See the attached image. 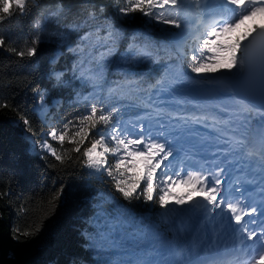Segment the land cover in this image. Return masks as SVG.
Here are the masks:
<instances>
[{
	"label": "trees",
	"instance_id": "16d2710c",
	"mask_svg": "<svg viewBox=\"0 0 264 264\" xmlns=\"http://www.w3.org/2000/svg\"><path fill=\"white\" fill-rule=\"evenodd\" d=\"M129 3L26 0L23 11L0 19V264H165L167 251L155 236L180 252L187 246L190 233L179 239L171 213L178 208L167 213L155 201L124 200L103 170L88 172L83 155L114 124L147 109L148 87L173 64L167 43L180 29L153 24L138 10L126 13ZM174 17L167 18L181 23ZM134 42L150 55L132 56ZM183 63L190 71L192 61ZM93 106L112 123L82 124ZM81 127L89 135L77 153L69 141ZM53 129L66 133L63 144L47 139L60 161L33 147Z\"/></svg>",
	"mask_w": 264,
	"mask_h": 264
},
{
	"label": "snow or ice",
	"instance_id": "6c2138e0",
	"mask_svg": "<svg viewBox=\"0 0 264 264\" xmlns=\"http://www.w3.org/2000/svg\"><path fill=\"white\" fill-rule=\"evenodd\" d=\"M199 3V0H197ZM227 3L237 6H243L244 0H227ZM255 4L256 0H250ZM26 6V0H0V19L3 14H10V9H19L23 11ZM167 6L178 8V0H130L126 13H134L137 10L144 15L155 18L158 13L147 11L146 9H163ZM257 12H264V6L252 7L247 15L254 16ZM243 16L238 22L225 23L218 30L213 29L210 36L219 37L228 33L237 26V23L243 22ZM164 24L172 25L177 29L181 28V23L176 19H165ZM39 27V23H37ZM254 31H256L254 29ZM247 40V35L243 37ZM259 39L260 46L254 54L250 53L249 45H242V40L238 38L235 43L228 46H215L214 41L205 40L203 47L207 49L211 55L204 57V53H200V58L196 55L191 57L192 63L189 65L190 72L196 75L215 76L217 73H234L243 72L259 68L261 73V90L264 92V29H259L257 35L252 37V42ZM5 41L0 39V46ZM239 53V55H238ZM30 55L35 54V49L29 50ZM227 54V55H223ZM24 55L23 52L20 53ZM226 59L227 63L221 66V59ZM207 61V62H206ZM41 99H43L41 97ZM82 124L87 123L89 128H95L97 124L105 126L112 123L111 114L100 115L97 117V108H91V114L83 117L80 121ZM25 123H28L25 121ZM139 132L143 133L144 128L141 126ZM89 135L87 128L81 127L71 137L70 143L77 145L74 151L79 153L80 147ZM52 139H58L61 144L65 141L66 133L57 136V132L53 129L50 132ZM78 138V139H77ZM111 142V146L107 141ZM56 160H62L51 146L46 145ZM173 145L168 140L153 138L151 134L147 135H130L126 130H121L120 125L114 124L111 129L110 137L104 135L94 139L83 155L86 158L88 168L95 171H105L106 175L114 181L115 189L121 194L122 198L131 202L133 199H141L144 201H155L159 208L167 212L171 207L183 209L185 206H191L193 211L201 210L206 214L221 215L218 211L223 206V210L231 214L230 220L239 225L243 219V214H236L238 206L230 202L231 193L225 188H221L224 184L223 179L215 178L219 173L224 171L220 168L218 172L213 174L211 169L202 171L195 169L183 175V169H177L174 174L169 172L171 165L165 166V161H169L174 157ZM107 154L116 157L113 164L109 165ZM143 185V187H142ZM184 189L183 193L178 194V189ZM239 191V189H237ZM63 188L60 189V194ZM264 207V206H262ZM252 212H257L253 207ZM255 234H250L248 239H254ZM260 244L264 246V237L261 238ZM264 260V255L260 257ZM136 264H151L147 260H139Z\"/></svg>",
	"mask_w": 264,
	"mask_h": 264
},
{
	"label": "rangeland",
	"instance_id": "374dc122",
	"mask_svg": "<svg viewBox=\"0 0 264 264\" xmlns=\"http://www.w3.org/2000/svg\"><path fill=\"white\" fill-rule=\"evenodd\" d=\"M135 1V0H134ZM203 1V0H199ZM182 0H178V8H172L171 6H167L163 9L155 8V12L158 13V15L155 18H151V21L153 24L160 25L163 27H166L168 24H164L162 21L165 19H168V15L172 18H175L174 16L178 15L181 19V28L176 33L173 34L170 42L167 43L168 52L172 54L174 60L173 64L170 66H165L164 71L162 72L159 79H157L154 83V85H151L148 87V91L146 93V96L144 100L147 102V106L152 107V110L149 111H142L133 114L130 117H127L120 121L118 124L121 127V130H126L130 135H147L150 132V127L153 129L161 128V126H164L165 124H168L171 126L173 123L168 119V117H164L163 111L171 108H178L179 110H183L185 107L188 108H194L198 105H203L199 103L195 98L189 96V92H200L201 90L205 88L209 89H215L218 91H221L223 96L218 100H212L211 104H218L220 101H223L224 103V112H235V115H230L231 118L234 120V129L231 130L228 129L226 132L234 131L240 133L242 136H245L246 133L252 132V120H254V116L251 115V112L253 109L249 108L245 103L238 101L235 99L234 95L232 94V91L230 89V86L224 81L225 79H231L241 74V72H236L234 70V73H231L230 76H225L224 73H217L215 76H205V75H196L188 71L183 61L185 59H189L191 61V57L193 55H196L198 58H200V53H204V57H207L211 55L207 51L206 48L203 47L205 39L200 40V42L196 43H190V41H187L189 39L190 31L186 29L187 23L186 19L184 17L183 7H182ZM197 3V0H193L190 2V5H194ZM211 3L202 2L201 4V11L203 9L210 8ZM216 6V3L214 4ZM172 13V15H170ZM198 13V12H197ZM196 14V12H195ZM121 17L124 15L120 14ZM197 19V16H196ZM245 20V17L243 18ZM243 20V21H244ZM191 22L193 19L191 18ZM196 21V20H195ZM249 22H253L250 20ZM241 25V24H240ZM259 26H264L258 24H252L250 28H248V31L244 33V35L240 38L242 41L244 40L243 37L247 35V37H250L255 32ZM239 27V26H238ZM205 32H203L204 34ZM213 36H210L206 38V40H212ZM217 38V37H216ZM194 39V38H193ZM249 39V40H250ZM194 44V45H193ZM215 46L218 45V42L214 41ZM228 46V44H225V42L221 43V46ZM243 45V44H242ZM134 49L132 56H134L137 59H142L144 57H148L150 55V51L143 45L139 44L137 42H134L130 45ZM184 50L187 51V53H184ZM239 55V53H238ZM207 62V61H206ZM227 63L226 59H221L220 64L223 66ZM234 75V76H233ZM213 77H222L223 79H219L217 81L212 80ZM127 81L125 82L126 85H133L136 78H133L131 81L129 80V77H126ZM170 78H176L180 82L178 85L175 83H168ZM195 78H198L197 80H194ZM200 78H206L205 80H201ZM169 84V86H168ZM152 87V88H151ZM220 87V88H218ZM111 89H113V86H110ZM223 88V89H222ZM220 92V93H221ZM207 95L214 94V91H209L206 93ZM209 102V101H208ZM197 104V105H196ZM43 112L47 115L50 107L42 100L41 102ZM157 109L161 111H157ZM230 109V110H229ZM254 112V111H253ZM258 115H262L259 111L254 112ZM227 114V113H226ZM255 125V124H254ZM143 126L144 132L140 133L139 128ZM255 133V128L253 129L252 134ZM105 137H110L111 135V129L103 134ZM153 138H157L158 136H154L151 134ZM47 139L54 140L50 136V132L48 135L43 137L40 141H36L34 143V150L37 151L39 154L43 155L45 153L51 154L49 151V148L46 145L50 144L48 143ZM58 140V139H56ZM109 145L111 146L110 140L107 141ZM108 156H112L114 159H116L115 156L111 154H107ZM87 170L90 174L94 176H99L101 171H95L93 169H90L87 167ZM105 173V171H104ZM106 174V173H105ZM107 178H110L107 176ZM184 189H178V194L183 193ZM199 211H193L191 206H185V208L180 209L176 212L175 209L171 210V213L174 216L175 223L177 224V231H178V237L179 239H183L187 233H190V236H193V239L196 240L201 246L200 248H212L214 246H222L223 238L219 234V237L214 243H212L211 238V231L208 226V223H203L200 218ZM167 213H170L169 210ZM204 217L203 215H201ZM220 233V232H219ZM189 236V237H190ZM188 237L187 242H190V239ZM155 238V244L157 247L167 251V261L165 264H171L172 259H174L175 254L177 253V243L174 242H168L167 240H162L159 237ZM215 244V245H214ZM220 245V246H219Z\"/></svg>",
	"mask_w": 264,
	"mask_h": 264
},
{
	"label": "bare ground",
	"instance_id": "6f19581e",
	"mask_svg": "<svg viewBox=\"0 0 264 264\" xmlns=\"http://www.w3.org/2000/svg\"><path fill=\"white\" fill-rule=\"evenodd\" d=\"M182 1H184V2H182V7L184 9L183 10L184 17H185L186 23H187L186 29L188 31H190L189 37L192 38V39L194 38L193 40L195 42H198V43L200 42V40H202V39H205L206 40V38L210 37V32L212 31V27H213L214 23L216 21H219L220 20L218 18L226 17V14H227L222 9V7L220 5H218V8L219 9H216L217 7H214V9H211V10H208V11H205L203 9L204 10L203 17L202 16H197V14H195V12L201 11V9H200V7H201L200 1H199V3H196L195 6H193V4L190 5V2H192L193 0H182ZM214 1H222V2H224V0H203V2H207V3H213ZM256 6H264V2L263 3H255V4L249 2L248 4H246V5L244 4L242 7L241 6H239V7H240L241 10L245 9L242 12V14H245V13H248V11L252 7H256ZM196 16H197V19H196L195 23H198L199 25H202L201 26L203 28L202 32H199L198 31L199 29L197 28V24L195 26V25H193V22L190 21L191 18H196ZM250 20H252L253 22H249ZM254 23L255 24L260 23V25H264V12H257L254 16L245 17V20L243 22H240L241 25L240 24L238 25L239 27L236 26L234 28V30H232V31H230L228 33H225L224 35H221L218 38L213 37L212 38V41H215L216 40L218 42V45H220V46H221V43L222 42H225V44L231 45V44L235 43V41L238 38H241L244 35V33L248 31V28H250L252 26V24H254ZM203 32H205V33L203 34ZM249 39H250V37H248L247 40H243L242 41V44L243 45H247L248 42H249ZM223 55H227V54H223ZM230 75H231V73H224V77L225 76L227 77V76H230ZM99 78H100V76H99ZM197 79L198 78H195L194 80H197ZM200 79L201 80H205L206 78H200ZM180 81L178 79H176V78H170L169 81H168V83L169 82L170 83L173 82L176 85H178V83ZM94 83H95V81H94ZM96 86H98V85H96ZM168 86H169V84H168ZM218 88H220V87H218ZM218 91H219V89H218ZM219 92H221V91H219ZM205 107L206 108L212 107L217 112H220L221 109H224L225 108L223 101H220L218 104L207 103L205 105ZM172 112L173 113H179L180 115H183L184 114L183 112H180V111L179 112L172 111ZM178 128L185 130L186 127L184 125H182V126L179 125ZM170 132H171L170 128L167 129L166 126H161V128H159V129H153V128L150 127L149 134H153V135L156 134V135H161V136H164L165 137V136H169L170 135ZM195 136H196V134H194V133H189L188 135H185V136H183L182 134H179V136H177V137L169 138L168 141H170L171 144H174L175 146H179V145H182V144H187L188 141H189V143H192V141H190V139L193 138V137H195ZM205 142H206V139L205 140H201V141H197V143H195L193 145L190 144V148L193 150L194 153H197V151L200 149V146L202 144H204ZM173 151H174V154H175L174 157H173V160L171 159L169 161H165V166H167L169 164L172 165V163H173L172 161H174L177 165H173V166H171V168L173 169L174 172H176L177 169H182V164L181 163H183L184 161H187L189 159V156L186 155V154H183V155L180 156V154L178 153V151L176 149H174ZM179 159H181L183 161H180ZM198 168H200V167L198 166ZM232 171H231V169H229V173H228L230 175L228 177L229 179L236 177L235 174L231 173ZM239 174H241V173L238 172V175ZM255 175H256L255 178H258L259 173H256ZM263 176L264 175L260 176V178H259L258 181H261L263 179ZM229 240L230 239H226L225 242H227ZM211 264H216V261L213 262V263H211ZM218 264H221V263H218Z\"/></svg>",
	"mask_w": 264,
	"mask_h": 264
},
{
	"label": "water",
	"instance_id": "95a60500",
	"mask_svg": "<svg viewBox=\"0 0 264 264\" xmlns=\"http://www.w3.org/2000/svg\"><path fill=\"white\" fill-rule=\"evenodd\" d=\"M258 2H264V0H257ZM259 29H264V26H259L256 31L253 33L252 37L257 35ZM252 37L250 41H252ZM249 41V42H250ZM249 45L250 53L254 54L260 46L259 39L252 42ZM223 79L222 77H213L212 80L217 81ZM224 81L230 86L235 98L238 101L245 103L247 106L264 111V92L261 90V73L259 68H254L252 70H245L241 72L240 75L231 78L225 79ZM209 91H214V94L207 95ZM190 96H193L196 100H213L220 99L223 94L215 89L205 88L198 93L190 92Z\"/></svg>",
	"mask_w": 264,
	"mask_h": 264
}]
</instances>
